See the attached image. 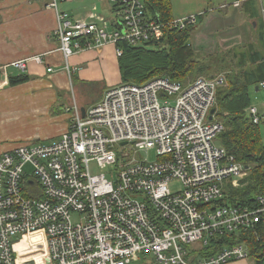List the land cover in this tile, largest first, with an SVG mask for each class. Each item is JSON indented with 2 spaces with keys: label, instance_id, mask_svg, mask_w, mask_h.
Masks as SVG:
<instances>
[{
  "label": "built area",
  "instance_id": "2783aa9c",
  "mask_svg": "<svg viewBox=\"0 0 264 264\" xmlns=\"http://www.w3.org/2000/svg\"><path fill=\"white\" fill-rule=\"evenodd\" d=\"M59 1L65 0H50L48 6L56 11L54 33L70 78L74 54L112 43L119 56L118 40L133 45L158 40L164 26L184 28L198 14L174 17L165 25L146 15L143 0H111L115 18L97 23L70 19L58 9ZM28 60L43 63V55L11 61L0 70L5 78L11 66L25 72ZM222 81L199 77L184 84L158 76L142 84L120 82L85 107L84 115L74 102L71 122L54 141L22 142L1 152L0 264H224L245 259L242 242L206 258L199 254L211 236L264 219L263 198L255 207L219 203L225 183L236 186L245 173L214 141L222 125L208 120ZM247 110L257 123L256 107ZM123 141L138 150L155 149L159 159L115 151V143Z\"/></svg>",
  "mask_w": 264,
  "mask_h": 264
},
{
  "label": "trees",
  "instance_id": "16d2710c",
  "mask_svg": "<svg viewBox=\"0 0 264 264\" xmlns=\"http://www.w3.org/2000/svg\"><path fill=\"white\" fill-rule=\"evenodd\" d=\"M253 1L244 0L234 8L250 12L256 17L258 12ZM143 4L146 15L158 22L166 25L174 18L171 0H143ZM208 8L211 9L209 4ZM208 12L207 10L199 12L196 22L184 28L164 26L163 34L158 40L135 45L126 40H118L116 46L120 50V55L117 56L120 82L142 84L154 77L166 76L185 84L199 77L221 78L222 83L216 87L213 105L215 112L211 121L219 122L222 129L214 139L229 155L243 165L245 173L242 178H239L236 186H233L230 180L225 183L224 197L219 200V203L228 206L255 207L259 205L260 198L264 199V141L260 131V122L264 115L259 113L255 105H252L251 92L255 93L260 88L264 89V12L260 10L262 23L254 28L257 33L255 42L258 46L254 47L253 43L248 45L241 43V46L232 47L230 62L236 69L228 71L225 75L210 74L212 66L195 56L190 41L196 23L200 24ZM73 74L71 73L72 80ZM0 76H2L1 70ZM5 79L3 87H12L29 81L31 75L17 70L14 73H7ZM72 83V90L75 93V85L74 82ZM64 93L66 92L62 94ZM71 93L72 91H68L64 102L52 106L50 111L52 115L69 114L67 125L71 122L73 112V104L70 106ZM74 100L79 106V95L73 98ZM251 106L257 109L259 115L257 123L253 122L248 113L247 109ZM209 242V246L199 252L204 258L219 252L225 245L231 246L242 242L247 247L248 255L245 259L252 260L255 264H264V219L236 232L213 235Z\"/></svg>",
  "mask_w": 264,
  "mask_h": 264
},
{
  "label": "crops",
  "instance_id": "0c3cea01",
  "mask_svg": "<svg viewBox=\"0 0 264 264\" xmlns=\"http://www.w3.org/2000/svg\"><path fill=\"white\" fill-rule=\"evenodd\" d=\"M171 1L174 17L210 11L205 0ZM49 2L0 0V65L37 54L43 55V63L28 60L25 72L31 75V79L23 84L3 87L6 82L4 73L0 76V153L13 148L18 142L58 137L67 127L69 114L52 115L50 111L52 106L64 102L68 91H72L70 106L76 102L73 98L79 95V106L85 108L98 101L107 88L120 82L115 45L112 43L74 54L70 58L71 65L75 67L73 80L69 77L63 69L59 40L54 33L56 11L48 6ZM62 2H73V7L65 10L73 20L101 23L115 18V7L111 0ZM253 5L258 12L256 17L236 8L238 14L244 17L245 26L252 30L262 23L259 0H254ZM254 45L258 46L256 42ZM47 67L52 70L47 71ZM7 73L14 71L8 70ZM96 82H101V88L94 97H89L87 88ZM224 264L255 263L249 259H236Z\"/></svg>",
  "mask_w": 264,
  "mask_h": 264
},
{
  "label": "rangeland",
  "instance_id": "374dc122",
  "mask_svg": "<svg viewBox=\"0 0 264 264\" xmlns=\"http://www.w3.org/2000/svg\"><path fill=\"white\" fill-rule=\"evenodd\" d=\"M233 1L234 0H205V2L209 4L211 9L207 13V15L203 17L200 24L196 23L194 31L191 35L190 41L192 43L195 56L201 61H204L207 65L212 66V71L209 72L210 74L225 75L228 71L230 72L232 70H235L236 68L234 64L230 62L232 57L231 48L241 46V43H246V45L247 43H253L256 39L255 31L250 27L249 28L251 30L247 26H245L246 21H244V17L239 15L238 10L232 7V5L230 4ZM259 2V7L261 10V6H264V0H259ZM222 3L228 5L223 7ZM71 7H73V2H58L59 10L65 11L70 9ZM8 70L17 72V70L12 68V66L8 68ZM90 86L91 87L87 88V90L89 91L88 96L94 97L97 94L98 89L101 88V82L92 83ZM251 102L252 105H255L257 107L259 113L262 114L264 112V89L260 88L255 93L251 92ZM260 131L264 141V116L262 121L260 122ZM105 134L109 135L108 130H105ZM55 139L56 137H52L48 139L47 142H52ZM19 144L20 142L16 143L15 145L17 146ZM113 148L117 152H128L131 157H134L136 159L142 158L148 161H155L159 159V157L156 155L155 149L138 150L135 149V147L131 143L125 145L115 143ZM124 163L125 162H123L122 160L120 161V164ZM106 170L107 169H103V171ZM27 171L31 173L30 168H28ZM91 171L93 173L96 172V167L94 165H91ZM170 187L172 189H176L178 187V184L171 185ZM191 246L198 247L199 243L193 244ZM149 260L152 259L149 257ZM135 264L145 263L140 260Z\"/></svg>",
  "mask_w": 264,
  "mask_h": 264
},
{
  "label": "water",
  "instance_id": "95a60500",
  "mask_svg": "<svg viewBox=\"0 0 264 264\" xmlns=\"http://www.w3.org/2000/svg\"><path fill=\"white\" fill-rule=\"evenodd\" d=\"M81 112H82V115H84V112H85V108L84 107H81ZM214 112H215V107H212L210 109V112H209V115H208V120H211L213 118ZM120 144L124 145V144H126V141H123Z\"/></svg>",
  "mask_w": 264,
  "mask_h": 264
}]
</instances>
